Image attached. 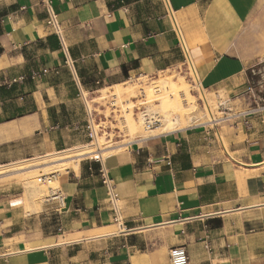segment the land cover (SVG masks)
<instances>
[{"label": "crops", "instance_id": "0c3cea01", "mask_svg": "<svg viewBox=\"0 0 264 264\" xmlns=\"http://www.w3.org/2000/svg\"><path fill=\"white\" fill-rule=\"evenodd\" d=\"M49 1L87 93L187 72L186 46L204 58L200 90L228 104L222 119L105 159L123 228L91 156L59 176V211L0 193V264H170L177 246L190 264H264V0ZM46 18L43 0H0V169L89 141Z\"/></svg>", "mask_w": 264, "mask_h": 264}, {"label": "rangeland", "instance_id": "374dc122", "mask_svg": "<svg viewBox=\"0 0 264 264\" xmlns=\"http://www.w3.org/2000/svg\"><path fill=\"white\" fill-rule=\"evenodd\" d=\"M203 59L197 53H192L193 67L199 68ZM125 90L126 94L123 93ZM181 91L189 92L192 95L195 112L190 111L191 107L190 110H187L180 97ZM89 100L104 128L98 136V142L94 146H90L89 140L87 146L76 150H68L48 158L1 168L0 193L23 195L28 206L34 205L38 211L50 210L51 208L44 203L50 188L60 189L59 176L76 168L74 165L53 166L54 164L51 162L53 159L59 156L67 157L77 152L85 153L89 149H91V153L93 152L91 157L102 150L100 154L106 159L114 154V151L119 149L121 151L128 140L133 142L137 138H147L158 135V132H164L161 129L151 133L161 127L171 114L172 117L177 116L179 119L176 128L183 126L182 128L185 129L224 118L223 111L228 104L225 99L221 101L216 95L200 90L198 76L194 73V68L193 70L189 68L187 72L161 73L156 77H132L120 85L99 88L95 93L89 94ZM116 101L119 104L118 108L114 106ZM120 105L121 107H119ZM146 115L159 121L160 124H157L154 129L147 130L144 117ZM51 176L55 178L49 183ZM44 178L47 180H43Z\"/></svg>", "mask_w": 264, "mask_h": 264}, {"label": "built area", "instance_id": "2783aa9c", "mask_svg": "<svg viewBox=\"0 0 264 264\" xmlns=\"http://www.w3.org/2000/svg\"><path fill=\"white\" fill-rule=\"evenodd\" d=\"M43 1L47 13L46 24L52 30L53 34L57 37L60 50L65 58V66L69 70L73 82L79 92V96L83 102L85 110V129L87 132V136L90 140V146H94V144L98 142L97 140L99 134L102 133L104 130V128L102 127V122L98 118L96 110L91 106V101L89 100V93L86 92L78 76L75 67V62L71 58L70 48L68 46L67 38L65 36V32L62 28L58 14L55 12L49 0ZM183 52L185 54L186 65L188 66L187 68H191V70H193L192 58L186 46L183 47ZM44 73H47V71H44ZM144 117L147 130L154 129L157 124H160L159 121H155L147 115ZM96 154L97 155L92 156V159L100 164V178L102 186L104 187L107 194V201L110 208V212L112 214L113 221L120 228H123L124 220L120 194L117 190L114 180L109 175V172L105 167V159L102 157V154H100V152H96ZM54 178V176H51L48 182L51 183L52 179ZM43 180L47 179L44 178ZM44 203L45 205H47V207H50L51 209H55L56 211L61 210L65 205V199L61 189L50 188L49 195L45 198ZM169 262L170 264H190L186 248L183 246H177L172 248L169 251Z\"/></svg>", "mask_w": 264, "mask_h": 264}, {"label": "bare ground", "instance_id": "6f19581e", "mask_svg": "<svg viewBox=\"0 0 264 264\" xmlns=\"http://www.w3.org/2000/svg\"><path fill=\"white\" fill-rule=\"evenodd\" d=\"M159 87V86H158ZM161 89V88H160ZM156 90H158V89H156ZM126 90L125 91H123V93H125L126 94ZM152 93V92H151ZM157 94V93H156ZM150 96V94L148 95V97ZM154 96V95H153ZM180 97H181V100L183 101V103L185 104V106H186V108H187V110H190V107H191V112H195L196 110H195V107H194V105H193V103H194V98L192 97V95L189 93V92H184V91H181L180 92ZM174 99V98H173ZM115 105V107H117L119 104H118V101H116L115 103H114ZM119 107H121V105L119 106ZM118 108V107H117ZM193 110V111H192ZM195 110V111H194ZM128 112L129 113H131L130 112V110H128ZM129 113H128V116H129ZM130 119V117L128 118V120ZM127 121V120H126ZM178 121H179V119H178V117L177 116H173L172 117V114L170 115V118H166L165 119V121H164V123H163V125L161 126V127H158L156 130H153V131H151V133H153V132H156V131H158V130H161L162 129V131H164V132H158V135H159V133L160 134H164V133H170V132H175V131H179V130H183L184 128H176L177 127V125H178ZM170 123V124H169ZM170 125V126H169ZM87 150V149H86ZM90 150L91 149H89V150H87L85 153L84 152H77V153H74L73 155H68L67 157H65V156H59V157H57V158H55V159H53V161H51L54 165L53 166H55V165H60V166H65V167H68V165H74L77 169H78V167H79V163H80V159L81 158H84V157H86V156H90V155H92L93 154V152L91 153L90 152ZM101 152H102V150H100ZM99 151V152H100ZM94 153H95V151H94ZM61 155V154H60ZM71 167V166H70ZM64 168V167H63ZM56 169V168H55ZM70 169V168H69ZM67 170V169H66ZM47 206V205H46ZM45 207V206H44ZM48 210V209H47Z\"/></svg>", "mask_w": 264, "mask_h": 264}]
</instances>
